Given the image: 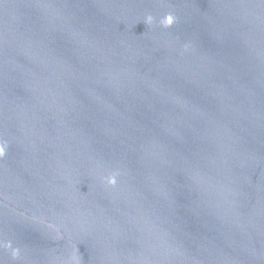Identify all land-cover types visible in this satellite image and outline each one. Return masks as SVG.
Instances as JSON below:
<instances>
[{
	"label": "water",
	"instance_id": "95a60500",
	"mask_svg": "<svg viewBox=\"0 0 264 264\" xmlns=\"http://www.w3.org/2000/svg\"><path fill=\"white\" fill-rule=\"evenodd\" d=\"M0 148V264H264V0H0Z\"/></svg>",
	"mask_w": 264,
	"mask_h": 264
},
{
	"label": "clouds",
	"instance_id": "9594fccd",
	"mask_svg": "<svg viewBox=\"0 0 264 264\" xmlns=\"http://www.w3.org/2000/svg\"><path fill=\"white\" fill-rule=\"evenodd\" d=\"M151 18H149V20H150ZM171 22V17H168V23H170ZM0 155H3V149L2 148H0Z\"/></svg>",
	"mask_w": 264,
	"mask_h": 264
}]
</instances>
